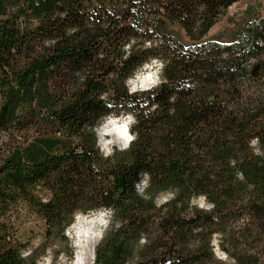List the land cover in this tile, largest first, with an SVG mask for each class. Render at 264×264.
I'll return each instance as SVG.
<instances>
[{"label": "trees", "instance_id": "obj_1", "mask_svg": "<svg viewBox=\"0 0 264 264\" xmlns=\"http://www.w3.org/2000/svg\"><path fill=\"white\" fill-rule=\"evenodd\" d=\"M240 1L0 0V264L68 246L73 211L102 205L116 215L95 264H221L213 233L233 264H264V9L230 42L207 38ZM148 57L164 82L129 95ZM101 96L138 119L131 150L108 159L90 131L113 110ZM201 193L211 212L189 208ZM164 194L175 198L156 207ZM32 223L36 247L22 239Z\"/></svg>", "mask_w": 264, "mask_h": 264}, {"label": "clouds", "instance_id": "obj_2", "mask_svg": "<svg viewBox=\"0 0 264 264\" xmlns=\"http://www.w3.org/2000/svg\"><path fill=\"white\" fill-rule=\"evenodd\" d=\"M132 45L130 43L122 46L125 59L131 56ZM166 65L159 57H148L142 63L136 65L129 76L123 83L129 95H136L151 92L159 88L163 81ZM105 106L113 109L112 111L102 114L93 125L90 131L95 135V147L99 155L108 159L116 151H130L132 145L138 140V133L133 131L138 124L137 115L132 111L120 110L115 111V106L107 101L105 96L99 98ZM149 115L145 112V116ZM259 138L254 137L249 141V147L253 149L254 154L262 155L258 148ZM150 186V175L148 173L139 174V179L134 185L136 193L142 198L146 189ZM174 199V194L170 197ZM168 200L156 198V207H160ZM189 208H197L204 212H211L215 205L209 201L208 196L204 193L193 195L188 200ZM115 209L108 206L90 208L87 211L76 209L71 214L72 219L64 228V236L67 237L68 246L71 249V256H66L61 252L58 256L51 249H47L36 260V264H95V255L89 258L88 248L90 246H99L106 238L109 230L113 227ZM120 223L116 222L115 227L118 229ZM148 243L147 238L141 234L138 244L144 246ZM210 249L214 258L221 264H233L229 254L221 248V238L218 233H213L210 240ZM31 253L21 249L19 257L27 259Z\"/></svg>", "mask_w": 264, "mask_h": 264}, {"label": "rangeland", "instance_id": "obj_3", "mask_svg": "<svg viewBox=\"0 0 264 264\" xmlns=\"http://www.w3.org/2000/svg\"><path fill=\"white\" fill-rule=\"evenodd\" d=\"M263 9L264 0H241L240 2L236 3L235 6L230 9L228 15L223 18L222 21H220V23L207 34V38L230 42L235 37V32L238 26L248 21L251 16L256 14L259 10L262 11ZM175 30L178 31V28L175 27ZM170 197L171 195L164 194L160 197V199L168 200ZM29 226H32L34 228V231L22 233V239L28 241L32 238V245L36 247L42 242V238H40V228L34 223ZM67 249V244L59 243L52 247L51 250L54 253H61L63 251H67Z\"/></svg>", "mask_w": 264, "mask_h": 264}, {"label": "bare ground", "instance_id": "obj_4", "mask_svg": "<svg viewBox=\"0 0 264 264\" xmlns=\"http://www.w3.org/2000/svg\"><path fill=\"white\" fill-rule=\"evenodd\" d=\"M96 248H97V246H90L88 248L89 258H91L93 255H95V257H96V252H95Z\"/></svg>", "mask_w": 264, "mask_h": 264}]
</instances>
